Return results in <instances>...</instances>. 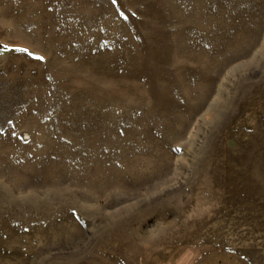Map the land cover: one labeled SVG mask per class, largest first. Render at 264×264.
<instances>
[{
	"label": "rangeland",
	"instance_id": "374dc122",
	"mask_svg": "<svg viewBox=\"0 0 264 264\" xmlns=\"http://www.w3.org/2000/svg\"><path fill=\"white\" fill-rule=\"evenodd\" d=\"M264 264V0H0V264Z\"/></svg>",
	"mask_w": 264,
	"mask_h": 264
},
{
	"label": "crops",
	"instance_id": "0c3cea01",
	"mask_svg": "<svg viewBox=\"0 0 264 264\" xmlns=\"http://www.w3.org/2000/svg\"><path fill=\"white\" fill-rule=\"evenodd\" d=\"M218 261H217V264L220 262L219 260V257H218V259H217ZM235 261V260H234ZM234 261H231V264H236V263H234ZM212 264H214V263H212ZM241 264H244V263H241Z\"/></svg>",
	"mask_w": 264,
	"mask_h": 264
},
{
	"label": "snow or ice",
	"instance_id": "6c2138e0",
	"mask_svg": "<svg viewBox=\"0 0 264 264\" xmlns=\"http://www.w3.org/2000/svg\"><path fill=\"white\" fill-rule=\"evenodd\" d=\"M113 2L115 3V2H116V0H113Z\"/></svg>",
	"mask_w": 264,
	"mask_h": 264
}]
</instances>
